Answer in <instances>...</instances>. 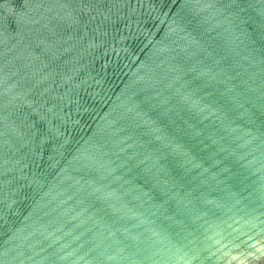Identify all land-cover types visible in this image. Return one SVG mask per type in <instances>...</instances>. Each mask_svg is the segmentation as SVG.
<instances>
[{
	"label": "water",
	"instance_id": "water-1",
	"mask_svg": "<svg viewBox=\"0 0 264 264\" xmlns=\"http://www.w3.org/2000/svg\"><path fill=\"white\" fill-rule=\"evenodd\" d=\"M0 264H264V0H0Z\"/></svg>",
	"mask_w": 264,
	"mask_h": 264
}]
</instances>
